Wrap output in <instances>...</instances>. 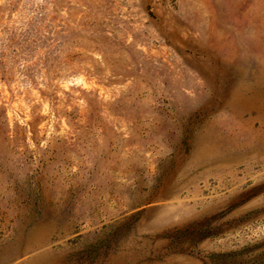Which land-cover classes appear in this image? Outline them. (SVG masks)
<instances>
[{
    "label": "rangeland",
    "instance_id": "374dc122",
    "mask_svg": "<svg viewBox=\"0 0 264 264\" xmlns=\"http://www.w3.org/2000/svg\"><path fill=\"white\" fill-rule=\"evenodd\" d=\"M0 258L264 264V0H0Z\"/></svg>",
    "mask_w": 264,
    "mask_h": 264
},
{
    "label": "bare ground",
    "instance_id": "6f19581e",
    "mask_svg": "<svg viewBox=\"0 0 264 264\" xmlns=\"http://www.w3.org/2000/svg\"><path fill=\"white\" fill-rule=\"evenodd\" d=\"M199 138H200V137H199ZM209 138H210V137H209ZM254 141H255V140H254ZM259 141H260V140H259ZM201 142H202V140H201ZM201 142H200V143H201ZM254 143H255V142H254ZM209 145H212V144L209 143ZM206 146H208V145H206ZM208 147H209V146H208ZM208 147H207V149L210 148V147H209V148H208ZM211 147H212V146H211ZM213 147H214V145H213ZM207 151H208V150H207ZM217 151H218V150H217ZM217 151H216V152H217ZM219 152H220V151H219ZM211 153H213V151H212ZM221 155H222V154H221ZM223 155H224V154H223ZM205 158H206V157H205ZM208 158H209V157H208ZM211 158H212V157H211ZM213 158H214V157H213ZM203 159H204V158H203ZM206 159H207V158H206ZM208 160L210 161V159H208ZM25 248H26V246H25ZM30 249H31V248H30ZM35 255H36V254H35ZM9 261H10V258H7V260H4V259H1V258H0V264H7Z\"/></svg>",
    "mask_w": 264,
    "mask_h": 264
}]
</instances>
